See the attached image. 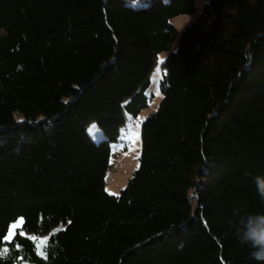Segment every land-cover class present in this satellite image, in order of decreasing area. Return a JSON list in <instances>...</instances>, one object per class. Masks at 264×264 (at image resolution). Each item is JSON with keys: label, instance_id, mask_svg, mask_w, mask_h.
<instances>
[{"label": "trees", "instance_id": "1", "mask_svg": "<svg viewBox=\"0 0 264 264\" xmlns=\"http://www.w3.org/2000/svg\"><path fill=\"white\" fill-rule=\"evenodd\" d=\"M198 1L0 0V264H259L234 210L264 212V0L206 1L174 48ZM163 51L139 165L109 193Z\"/></svg>", "mask_w": 264, "mask_h": 264}, {"label": "rangeland", "instance_id": "2", "mask_svg": "<svg viewBox=\"0 0 264 264\" xmlns=\"http://www.w3.org/2000/svg\"><path fill=\"white\" fill-rule=\"evenodd\" d=\"M206 1L208 0H199L197 2L198 10L196 13L183 14L172 19L177 27V38L173 45L174 48L176 47L177 39L183 29L197 18ZM167 53V51H163L159 54L158 61L151 72V84L147 90V94L149 96L148 106L142 109L137 116H133L130 113L126 114L125 122L120 128L118 140L112 143L110 163L105 177L106 190L109 193L118 194L120 190L125 187L129 179L132 177L135 169L139 165V155L141 150V124L147 115L157 109L163 97L160 82L164 73L162 62ZM88 129L95 139H98L100 136L101 138L103 137L102 131L94 121L89 123ZM19 225H21V219L11 225L8 238L14 234L16 227ZM57 227H62V224ZM47 236L48 233L32 235V237L36 240L37 250L39 253H42L43 245Z\"/></svg>", "mask_w": 264, "mask_h": 264}, {"label": "clouds", "instance_id": "3", "mask_svg": "<svg viewBox=\"0 0 264 264\" xmlns=\"http://www.w3.org/2000/svg\"><path fill=\"white\" fill-rule=\"evenodd\" d=\"M253 183L261 200H264V173L255 174ZM235 228L236 238L241 244L248 245L251 258L259 264H264V212H252L240 215Z\"/></svg>", "mask_w": 264, "mask_h": 264}]
</instances>
